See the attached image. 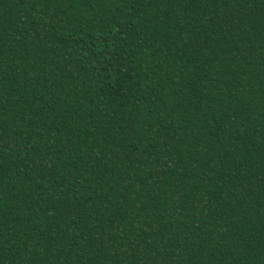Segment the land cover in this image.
<instances>
[{"label": "trees", "instance_id": "1", "mask_svg": "<svg viewBox=\"0 0 264 264\" xmlns=\"http://www.w3.org/2000/svg\"><path fill=\"white\" fill-rule=\"evenodd\" d=\"M0 264H264V0H0Z\"/></svg>", "mask_w": 264, "mask_h": 264}]
</instances>
